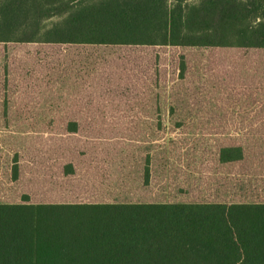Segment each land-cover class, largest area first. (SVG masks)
<instances>
[{"label": "trees", "instance_id": "16d2710c", "mask_svg": "<svg viewBox=\"0 0 264 264\" xmlns=\"http://www.w3.org/2000/svg\"><path fill=\"white\" fill-rule=\"evenodd\" d=\"M8 44L40 48L18 55L21 80L16 97L0 92V124L240 126L264 140V0H0L4 74ZM248 149L223 145L218 164L245 174ZM87 154L41 177L48 190L73 180L72 199L36 201L22 189L0 202V264H264V192L200 200L179 190L174 164L166 199L137 200V187L155 183L148 157L137 179L121 176L113 152ZM18 166L12 180L24 183ZM110 185L129 189L107 198Z\"/></svg>", "mask_w": 264, "mask_h": 264}, {"label": "rangeland", "instance_id": "374dc122", "mask_svg": "<svg viewBox=\"0 0 264 264\" xmlns=\"http://www.w3.org/2000/svg\"><path fill=\"white\" fill-rule=\"evenodd\" d=\"M2 48L0 45V53ZM39 48L34 45L5 46L7 67L4 74L0 56V92L7 89L13 93L11 97H16L15 92L21 80L19 75H16L18 55H22L23 52H38ZM24 56L23 60H30L29 54ZM43 87L45 89L44 85ZM164 89L168 91V86H164ZM2 100L3 95L0 93V101ZM0 121H6L3 112L0 113ZM72 128L0 124V202L17 200L22 189L27 190L36 201L72 199L73 189L69 186L73 180H68L70 182L68 187L54 185L48 190L47 184L40 182L41 177H46L50 173L58 176L63 163L86 161L90 155L87 153L92 152H113L117 156L116 159L122 162L119 170L121 176L130 177V174L135 172L137 179L148 157L153 165L155 183L147 188L141 185L137 187L134 190L137 200H148L147 193L157 195L158 199L165 196L166 199L168 192L172 190L169 189L170 184H166L167 175L174 172L171 170L174 164L181 169L183 186L179 190L187 195L193 193L200 200L254 201L263 197L262 179L256 176L255 168L258 166L256 153L262 152L264 157V140H253L255 137L253 127L166 125L143 127L147 129L145 131H131L127 126ZM237 143L247 148L249 146L247 162L241 164L248 172L226 174L223 171L225 168L218 164V150L223 145ZM14 161L19 163L18 177L19 179L22 177L24 183L18 179L12 180ZM32 167H36L38 171L37 181L33 180L35 174L32 173ZM128 189L110 185L104 189L105 191L100 192L107 195V198L119 199L118 196L128 192ZM199 193H202L203 198L198 197Z\"/></svg>", "mask_w": 264, "mask_h": 264}]
</instances>
